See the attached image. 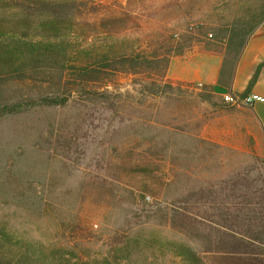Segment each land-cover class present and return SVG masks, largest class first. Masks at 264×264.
Wrapping results in <instances>:
<instances>
[{
  "label": "rangeland",
  "instance_id": "rangeland-1",
  "mask_svg": "<svg viewBox=\"0 0 264 264\" xmlns=\"http://www.w3.org/2000/svg\"><path fill=\"white\" fill-rule=\"evenodd\" d=\"M180 1L191 22L208 29L257 20L264 9V0ZM88 3L99 17L129 4L134 27L113 37H69L58 50L62 63L114 42L145 45L146 36L178 21L171 20L172 0ZM183 28L174 29L177 39ZM167 69L78 84L66 64L51 70L52 80L27 72L3 83L0 101L21 103L0 117V238L14 245L8 253L29 249L83 264H200L186 251L198 247L196 233L171 226L170 214L201 211L214 180L236 171L264 177V159L214 145V96L167 78ZM54 95L65 102L38 101ZM204 258L216 262L214 254Z\"/></svg>",
  "mask_w": 264,
  "mask_h": 264
},
{
  "label": "trees",
  "instance_id": "trees-1",
  "mask_svg": "<svg viewBox=\"0 0 264 264\" xmlns=\"http://www.w3.org/2000/svg\"><path fill=\"white\" fill-rule=\"evenodd\" d=\"M172 1L169 7L175 16L169 15L172 21L178 20L176 25L159 27L154 35L146 36L150 41H145V45L130 43L116 48L114 42L108 50L83 51L78 61L62 63L58 50L69 37L86 39L92 33L113 37L133 28L135 18L129 11L130 5H119L117 14L112 12L99 17L94 3L88 0H0V88L6 80H21L27 72L42 73L52 80L51 70L66 64L78 84L119 72L165 74L169 59L182 55L194 45L205 52L221 53L222 75L229 76L261 17L264 22L262 9L257 20L250 15L249 20L235 22L229 28L224 24L208 29L200 22H191V12L182 11V1ZM6 15L11 19L4 18ZM87 16H93V20H86ZM179 19L181 25L177 24ZM178 26L184 27L181 30L184 34L177 39L179 34L175 35L174 29ZM62 58L65 57L62 55ZM262 66L264 62L257 66L249 84ZM209 92L208 97L214 96L211 90ZM38 101L46 105L65 102L56 95ZM20 105L0 101V117L12 114ZM252 172V169H243L214 180L211 195L200 200L201 211L193 212L184 207L170 214L171 226L196 233L194 239L198 247H186L195 262L207 264L204 256L214 254L215 264H264V177H252ZM207 207L211 208V213L204 212L203 208ZM12 246L0 238V264H83L29 249L8 253Z\"/></svg>",
  "mask_w": 264,
  "mask_h": 264
},
{
  "label": "crops",
  "instance_id": "crops-1",
  "mask_svg": "<svg viewBox=\"0 0 264 264\" xmlns=\"http://www.w3.org/2000/svg\"><path fill=\"white\" fill-rule=\"evenodd\" d=\"M192 47L170 59L166 76L180 83L196 84L214 94V145L231 151L252 152L264 159V25L257 28L230 71L222 75L223 56ZM260 100L244 103L247 96ZM216 100V101H215Z\"/></svg>",
  "mask_w": 264,
  "mask_h": 264
},
{
  "label": "built area",
  "instance_id": "built-area-1",
  "mask_svg": "<svg viewBox=\"0 0 264 264\" xmlns=\"http://www.w3.org/2000/svg\"><path fill=\"white\" fill-rule=\"evenodd\" d=\"M199 86H201V85H199ZM253 100H260V98L259 97H257V96H247V97H245L244 98V103L245 104H250Z\"/></svg>",
  "mask_w": 264,
  "mask_h": 264
}]
</instances>
